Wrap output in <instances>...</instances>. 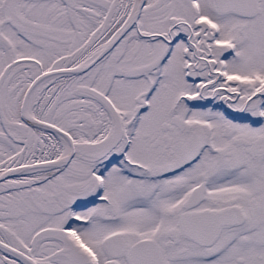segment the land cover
<instances>
[{
  "label": "snow or ice",
  "instance_id": "1",
  "mask_svg": "<svg viewBox=\"0 0 264 264\" xmlns=\"http://www.w3.org/2000/svg\"><path fill=\"white\" fill-rule=\"evenodd\" d=\"M0 264H264V0H0Z\"/></svg>",
  "mask_w": 264,
  "mask_h": 264
}]
</instances>
